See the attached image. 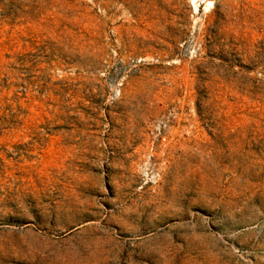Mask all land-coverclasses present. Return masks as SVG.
Returning a JSON list of instances; mask_svg holds the SVG:
<instances>
[{
    "label": "rangeland",
    "instance_id": "obj_1",
    "mask_svg": "<svg viewBox=\"0 0 264 264\" xmlns=\"http://www.w3.org/2000/svg\"><path fill=\"white\" fill-rule=\"evenodd\" d=\"M0 264H264V0H0Z\"/></svg>",
    "mask_w": 264,
    "mask_h": 264
}]
</instances>
